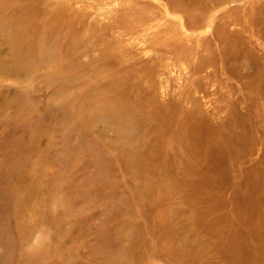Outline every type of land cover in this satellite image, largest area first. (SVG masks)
I'll return each mask as SVG.
<instances>
[{"label": "rangeland", "instance_id": "1", "mask_svg": "<svg viewBox=\"0 0 264 264\" xmlns=\"http://www.w3.org/2000/svg\"><path fill=\"white\" fill-rule=\"evenodd\" d=\"M263 19L264 0H0V264H264ZM213 138L251 150L221 173Z\"/></svg>", "mask_w": 264, "mask_h": 264}, {"label": "bare ground", "instance_id": "2", "mask_svg": "<svg viewBox=\"0 0 264 264\" xmlns=\"http://www.w3.org/2000/svg\"><path fill=\"white\" fill-rule=\"evenodd\" d=\"M264 20V19H263ZM262 25V28H263V37H264V21H262L261 23ZM262 70V68H261ZM260 70V74L263 76L262 74V71ZM263 71H264V67H263ZM264 78V76H263ZM252 80L253 81H261L262 82V89L261 90H257V96L258 98H262L264 99V79L261 80L258 76V78H254V79H251L249 82L246 83V85L248 87H250V85H252ZM195 115V114H194ZM164 118L169 120L168 118H171L170 116H168L167 114L164 115ZM231 128V127H230ZM264 128V127H263ZM211 131H209L208 129H198L196 132H191V129L189 128V131L186 129L185 132H182V131H178L176 132V136L180 137L179 139H182L181 137L184 135H196V138L197 140H195L196 142H202L206 137H210L211 134H209ZM192 133V134H191ZM263 134V138H264V130L262 132ZM235 138H237V136H234ZM194 139H193V142H195ZM212 143H210L209 147L208 148H203L201 149L204 153H207L208 152V155L209 156V160L212 161V163L214 162L215 163V166L217 167V170L218 168L221 170V173L222 172H225L227 166H225L224 164V161L229 157V156H233L235 158H238V156L240 154H247L250 152V147L249 146H244L243 150H238V148L233 152V150L230 152L228 151L226 148H225V143L223 142V139L222 138H216V140H214V138L212 139ZM200 144V143H199ZM201 146V144H200ZM236 147V146H235ZM213 163V164H214ZM248 200H250L248 198Z\"/></svg>", "mask_w": 264, "mask_h": 264}]
</instances>
